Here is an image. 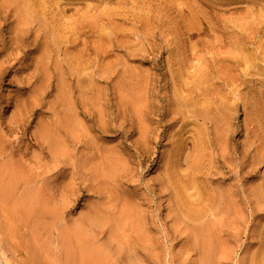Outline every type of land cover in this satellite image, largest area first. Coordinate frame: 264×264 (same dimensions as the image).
<instances>
[{
	"label": "rangeland",
	"instance_id": "obj_1",
	"mask_svg": "<svg viewBox=\"0 0 264 264\" xmlns=\"http://www.w3.org/2000/svg\"><path fill=\"white\" fill-rule=\"evenodd\" d=\"M0 264H264V0H0Z\"/></svg>",
	"mask_w": 264,
	"mask_h": 264
},
{
	"label": "bare ground",
	"instance_id": "obj_2",
	"mask_svg": "<svg viewBox=\"0 0 264 264\" xmlns=\"http://www.w3.org/2000/svg\"><path fill=\"white\" fill-rule=\"evenodd\" d=\"M87 252V251H86ZM90 252V251H89Z\"/></svg>",
	"mask_w": 264,
	"mask_h": 264
}]
</instances>
